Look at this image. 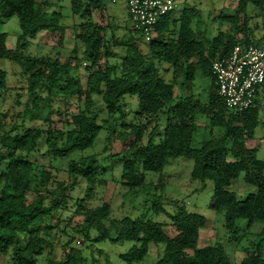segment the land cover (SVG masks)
<instances>
[{
  "label": "trees",
  "instance_id": "1",
  "mask_svg": "<svg viewBox=\"0 0 264 264\" xmlns=\"http://www.w3.org/2000/svg\"><path fill=\"white\" fill-rule=\"evenodd\" d=\"M70 2L73 15L80 19L75 24V37L84 50L79 57L75 46L73 55L62 62L58 57L27 53L32 41L43 31L59 32L58 41L63 44L66 26L61 23L62 13L49 11L48 0H0V20L18 16L21 29L15 48L8 47L7 34L0 33V59L19 64L27 84L22 121L7 128L3 124L5 115H0V125L4 129L0 132V253L12 252L13 264H40L39 257L45 253V245L53 250V244L42 235L44 220L53 217L55 210L68 206L72 198L68 192L74 190L82 177L88 183L86 196L76 202L75 212L84 216L81 229L84 241L134 242L120 255L123 264L143 261L151 243L164 245L163 254L155 264H234L222 241L199 246L200 230L207 223L204 215L191 212L178 201L171 203L173 212L162 204L166 186L163 171L168 159L188 157L194 162L192 179L212 182L214 192L210 206L224 213L226 233L240 231V219L247 220V228L260 224L255 241L251 248L247 247L250 251L241 264H264V159L258 158V148L246 145V141L254 137L259 122L257 94L264 83L257 88L251 107L232 112L219 94L212 68L215 59L229 55L237 45L264 49V38L255 34L247 10L249 2L261 8L264 0H238L233 14L220 13L223 29L212 36L201 29L199 23L194 26L199 9L186 6L180 16L174 17L176 7L158 17L154 26L157 34L148 40L146 53L137 37L142 38L143 31L133 28L130 11L132 33L120 38L114 27L108 31L110 24L103 25L94 19L95 12L103 10V0ZM115 47L122 48L124 54L119 55ZM116 56L119 61L111 62ZM150 57L168 63L169 67L160 69ZM84 62L85 86L78 77L71 76V72ZM169 69L172 78L164 74V70ZM198 71L211 78L206 95L192 93ZM178 85L190 92L176 94ZM8 88L7 72L0 68V100L2 92ZM128 95L139 100V109L130 120ZM73 97L80 101L79 111L68 113L58 109V118L64 127L55 129V102H66ZM100 99L107 114L102 119L99 115L103 108L96 109ZM201 116L208 119L207 126L211 130L219 128L221 135L193 147ZM36 121L40 124L32 125ZM103 129L107 131L108 143L115 135L122 139L130 135L134 138L122 153L102 159L93 154L71 160L67 168L70 181L59 180L52 171L45 169L38 174L40 166L32 156L41 151L42 144L52 159L59 160L73 151L93 146ZM45 152L40 154L44 156ZM109 159L121 165V182L129 190L146 185L147 171L161 173L155 185L153 209L155 214H168L170 222L145 216L114 218L107 202L94 208L84 206ZM51 167L58 169L55 165ZM243 173L244 179L257 190L241 199L230 186ZM34 180L37 181L36 197L28 203L27 192ZM169 225L176 230L174 236L165 230ZM73 242L71 238L65 244L63 258L53 261L49 256L48 264H102L101 258L94 253L89 260L82 248L73 246ZM98 252L102 254L103 250L98 249ZM104 255L109 264H115L106 252Z\"/></svg>",
  "mask_w": 264,
  "mask_h": 264
},
{
  "label": "rangeland",
  "instance_id": "2",
  "mask_svg": "<svg viewBox=\"0 0 264 264\" xmlns=\"http://www.w3.org/2000/svg\"><path fill=\"white\" fill-rule=\"evenodd\" d=\"M46 3L48 10L51 12H61L63 18L61 23L66 26L65 40L63 44H59V32L53 34L49 31H43L38 34L29 48L27 53L32 56H52L58 57L62 62L66 61L72 54V50L76 46L78 48V55L82 57L84 50L83 44L76 39L75 24L80 21L78 16L73 15L71 11L70 0H48ZM238 0H179L177 9L174 11L173 16L178 17L182 13L186 6L196 7L200 11V15L194 20V26L199 23L201 29H205L206 33H210V36L215 35L218 30L223 29L220 24V13L233 14L237 8ZM248 14L251 17L250 25L254 29L255 34L260 38H264V5L260 8L253 2L248 4ZM59 17V15H56ZM52 17V16H51ZM94 19L103 25H109V32L114 27L115 33L120 38L130 36L131 21L129 20V8L127 0H103V10H97L94 14ZM228 26V25H227ZM229 27V26H228ZM21 32L18 16H13L8 19L0 20V33L7 34V45L10 48H15L18 40V36ZM139 37V43L144 52H147V40L144 37ZM115 49H117L115 47ZM119 55L124 54V50L119 48L116 50ZM151 58V57H150ZM155 60L157 66L161 69L163 67H169L168 63L161 62L158 59ZM111 62L119 61V58H113ZM72 63H75V59L72 58ZM104 63V62H103ZM84 62L82 66L75 68L71 72V76L78 77L83 85H86L87 73L84 70ZM167 65V66H166ZM0 68L7 72V81L9 88L2 92L0 100V115H5L3 118V124L9 128L12 123L22 121V113L24 111V104L27 99V84L21 76V66L16 62L8 59H0ZM164 74L167 78H172V71L164 70ZM181 77L178 76L177 81L180 82ZM212 81L211 78L203 76L200 71L197 72L195 85L192 88V93H202L206 95L210 88ZM189 89L178 85L176 88V94H187ZM258 106L260 108L259 122L255 128L254 137L246 141V145L250 148H258V158L264 159V85H262L257 94ZM80 101L73 97L66 102H55L54 117L55 121L53 127L55 129H62L63 123L59 121L57 113L58 109L68 113H77L79 111ZM128 104V110H130L129 119L134 118V112L139 109V100L136 96H127L126 100ZM103 110L100 113V119L107 116L104 109V104L101 99L97 100L96 109ZM199 128L193 138V147H199L201 142L206 139H210L213 136H220L221 131L219 128L211 130L207 126L208 119L205 116H201L198 120ZM39 121L34 122L32 125H39ZM163 124V122H162ZM4 129L0 125V132ZM107 131L103 129L99 137L93 146L88 147L85 150L73 151L68 157L55 160L50 157L51 153H47L45 144L40 146L41 151L33 154L32 160L39 166L40 170L38 174H41L42 169L52 171L55 177L59 180L70 181L67 171L68 165L71 160H78L82 156L98 155V158L102 159L104 156L110 154L122 153L127 149L128 144L134 138L132 135L129 138L122 139L119 136H113L111 143L107 141ZM147 135L144 138L146 143ZM159 138H157V141ZM108 145V147H107ZM107 147V148H106ZM45 152L42 156L40 153ZM121 162V161H120ZM106 169L97 179V185L95 186L92 196H88L84 206L94 208L103 202L110 203L112 208V217L122 218L124 216H145L159 222H170V217L166 213L155 214L153 206L155 203L156 189L155 185L158 182V178L161 175L160 172L147 171L146 172V185L137 189L129 190L121 182V165L113 160L105 161ZM193 159L188 157H178L168 159L164 168V175L166 177V186L163 191L162 204L169 211L173 212L171 203L178 201L181 204H185L188 210L191 212H197L204 215L207 218L205 227L200 230L199 246H205L207 244L222 241L224 246L234 264H241L243 258L247 256V247L251 248L253 245L256 234L260 230V224L254 225L251 228H247V220H238V226L240 231L236 233H226L224 226L225 216L224 213L218 212L211 208L213 200V184L210 180L203 182L202 180L192 179L191 171L193 168ZM57 166V170H54L51 166ZM102 171V170H101ZM37 181H33L32 187L27 192L28 203L33 201L36 197L35 186ZM87 181L84 178H79L74 190L69 191L71 199L66 208H61L54 211L53 217H46L43 223L42 235L53 244V250L48 245H45V253L39 257L40 264H48L49 256L53 261H58L66 254L65 244L71 238L74 239L73 246L81 247L84 255L90 260L92 253L95 256L101 258L102 264H109L104 252L107 253L108 259L115 264H123L124 261L120 257L122 253L127 252L134 244L131 241H124L119 243H112L108 240L99 243L85 242L84 236L81 234L83 226L84 216L77 214V201L83 198L87 190ZM50 186V185H48ZM41 189V186H40ZM230 189L235 191L239 198H245L248 193L256 191L257 188L248 183L244 179V173L237 179H235ZM43 191V189H41ZM160 193H162L160 191ZM109 224L108 221H105ZM46 225L52 226L47 227ZM170 236L176 234L174 226L169 225L165 228ZM80 231V233H79ZM92 236L95 232L91 233ZM234 235H239L235 238ZM69 247H67L68 249ZM98 249H102L103 253H99ZM252 250V249H251ZM164 245L155 243L150 244V249L146 257L141 262L135 264H155L163 254ZM12 252L7 255L0 253V264H13Z\"/></svg>",
  "mask_w": 264,
  "mask_h": 264
},
{
  "label": "built area",
  "instance_id": "3",
  "mask_svg": "<svg viewBox=\"0 0 264 264\" xmlns=\"http://www.w3.org/2000/svg\"><path fill=\"white\" fill-rule=\"evenodd\" d=\"M132 26L143 31L148 41L155 36L159 16L173 11L178 0H127ZM213 74L219 94L232 112L253 105L257 88L264 83V49L255 45H237L233 51L213 61Z\"/></svg>",
  "mask_w": 264,
  "mask_h": 264
},
{
  "label": "crops",
  "instance_id": "4",
  "mask_svg": "<svg viewBox=\"0 0 264 264\" xmlns=\"http://www.w3.org/2000/svg\"><path fill=\"white\" fill-rule=\"evenodd\" d=\"M156 34H157V33L155 32V36H156ZM155 36H154V37H155ZM259 38H260V37H259ZM180 81H181V80H180Z\"/></svg>",
  "mask_w": 264,
  "mask_h": 264
},
{
  "label": "clouds",
  "instance_id": "5",
  "mask_svg": "<svg viewBox=\"0 0 264 264\" xmlns=\"http://www.w3.org/2000/svg\"><path fill=\"white\" fill-rule=\"evenodd\" d=\"M113 1H115V0H113Z\"/></svg>",
  "mask_w": 264,
  "mask_h": 264
}]
</instances>
